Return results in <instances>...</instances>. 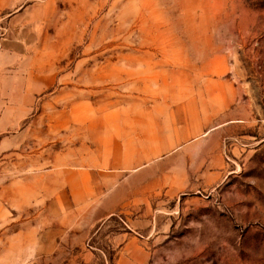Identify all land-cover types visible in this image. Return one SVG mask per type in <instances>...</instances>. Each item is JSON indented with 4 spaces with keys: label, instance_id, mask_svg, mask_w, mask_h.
<instances>
[{
    "label": "rangeland",
    "instance_id": "obj_1",
    "mask_svg": "<svg viewBox=\"0 0 264 264\" xmlns=\"http://www.w3.org/2000/svg\"><path fill=\"white\" fill-rule=\"evenodd\" d=\"M263 122L264 0H0V264H264Z\"/></svg>",
    "mask_w": 264,
    "mask_h": 264
},
{
    "label": "crops",
    "instance_id": "obj_2",
    "mask_svg": "<svg viewBox=\"0 0 264 264\" xmlns=\"http://www.w3.org/2000/svg\"><path fill=\"white\" fill-rule=\"evenodd\" d=\"M38 188H40V190H42V187H41V185H39V187Z\"/></svg>",
    "mask_w": 264,
    "mask_h": 264
},
{
    "label": "built area",
    "instance_id": "obj_3",
    "mask_svg": "<svg viewBox=\"0 0 264 264\" xmlns=\"http://www.w3.org/2000/svg\"><path fill=\"white\" fill-rule=\"evenodd\" d=\"M263 129H264V122H263Z\"/></svg>",
    "mask_w": 264,
    "mask_h": 264
}]
</instances>
